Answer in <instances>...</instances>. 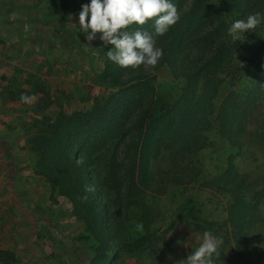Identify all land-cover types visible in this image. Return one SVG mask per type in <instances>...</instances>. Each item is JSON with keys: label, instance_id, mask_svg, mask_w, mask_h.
I'll use <instances>...</instances> for the list:
<instances>
[{"label": "trees", "instance_id": "trees-1", "mask_svg": "<svg viewBox=\"0 0 264 264\" xmlns=\"http://www.w3.org/2000/svg\"><path fill=\"white\" fill-rule=\"evenodd\" d=\"M170 2L177 7L180 20L165 35L156 37L164 55L154 69L122 68L107 57L114 45L104 46L101 53L105 69L99 79L111 89L107 99L97 101L87 111L42 114L44 123L29 139L36 171L54 191L70 199L73 214L84 221L85 230L79 239L98 246L90 264H109L114 246L111 238L120 225L118 212L110 214L116 220V230L106 225L100 200L95 197L96 178L105 195L115 194L111 200L114 209L142 206L143 224L148 226V207L139 201V196L156 190L163 194L170 185L196 183L200 170L183 161L207 146L206 131L216 126L233 147L241 150L245 146L241 115L246 104L235 91L219 104L218 100L225 85L236 81L244 67L255 65L264 74V50L247 55L241 41H234L228 34L232 24L243 19L240 6H251L252 0H218V4L212 0ZM260 13L264 16V7ZM127 30L154 33V21L142 27L132 25ZM163 67L185 80L173 101L164 98L156 86V73ZM163 151L170 153V167L161 173L167 180L156 187L158 174L153 162ZM101 164L106 170L103 178ZM208 186L230 196L226 224L231 228L235 250L240 252L264 202V188L259 189L240 173L232 156L226 171ZM86 187L94 191L86 192ZM85 195L86 202L80 199ZM182 219L192 220L199 230L210 233H216V225L220 224L205 218L193 197L180 207L166 234ZM155 236L153 231H147L122 246L128 252H140L150 246ZM163 240L169 245L166 235ZM5 254L3 264H11V260L15 263L11 253Z\"/></svg>", "mask_w": 264, "mask_h": 264}, {"label": "crops", "instance_id": "crops-1", "mask_svg": "<svg viewBox=\"0 0 264 264\" xmlns=\"http://www.w3.org/2000/svg\"><path fill=\"white\" fill-rule=\"evenodd\" d=\"M88 3L0 0L1 264L6 252L17 264L78 262L83 222L36 171L29 139L44 123L42 114L90 110L108 89L99 79L105 69L101 34L89 45L79 28ZM21 94L34 96L33 104L21 102ZM43 218L60 233L43 231Z\"/></svg>", "mask_w": 264, "mask_h": 264}, {"label": "rangeland", "instance_id": "rangeland-1", "mask_svg": "<svg viewBox=\"0 0 264 264\" xmlns=\"http://www.w3.org/2000/svg\"><path fill=\"white\" fill-rule=\"evenodd\" d=\"M212 1L218 4V0ZM242 3L247 4L245 1ZM235 4L239 5V2L236 1ZM251 4V6L246 7L244 5L240 6L238 11L243 18L242 20H246L251 14L260 13L262 7H264V0H252ZM261 17L262 22L254 32L250 31L241 35L240 41L244 45V51L247 55L255 50L260 52L264 50V16ZM184 85L185 80L175 77L168 67H163L156 73L157 89L168 100H175ZM230 91L237 92L246 104L241 115V125L246 136L245 146L241 150L233 147L216 129V126L206 131L207 146L193 155H188L187 159L183 161L184 165L188 164L190 167L193 166L200 170L199 180L196 183L170 185L163 194L158 193L156 190L147 191V193L139 196V201L148 207V213L145 215L146 221L149 220L148 226L143 224L145 219L142 218V206H130V208H122L121 210H117L116 207L114 209L111 200L115 199V194L112 192L110 196L105 195L101 182L96 178L95 197L100 200V207L106 225L112 231L114 227L116 230V226H114L116 220H113L110 215L112 212L116 214L118 212L117 221L120 224L119 230L111 238L114 246L109 264H177V262L178 264H184V260L187 259L188 255L203 242L205 232L199 230L196 223L188 219L179 220L176 227L168 234L165 231L175 220L180 207L190 197L198 202V209L205 218L220 222L218 226L216 225V233H211L222 240V244L218 249L219 254L213 255L214 264H261L264 261V202L261 203L257 212L247 244L239 252V250H235L236 246L231 236V228L226 224L230 196L223 191L208 186V183L214 182L216 177L226 171L232 156L238 171L246 175L259 189L264 188V74L255 65L244 67L236 81H229L225 85L218 104ZM110 92L111 89L109 88L104 90L103 94L97 96L95 103L97 101L104 102ZM39 126H42V123ZM31 153L35 158L33 149ZM169 162L170 153L168 151H163L159 158L153 162V169L158 174L156 187H161L162 181L167 180V176L162 178L161 173L163 174L170 167ZM187 170H190V168ZM105 173L106 170L101 164L102 178ZM68 200L70 201L69 198ZM52 221L43 218V227H47L43 228V231L48 230L51 233L59 234V227H55ZM81 221L84 226L81 232L83 233L85 223L82 219ZM140 224L143 225L142 229L137 227ZM40 225L41 223L38 224V227ZM55 230L58 232H55ZM147 231H153L156 234L147 249L140 252H128L122 246L125 241ZM164 235L167 236L169 245L163 240ZM78 240L79 259L76 264H90L98 246L89 240ZM69 245L71 247L70 242ZM170 256L172 259H169ZM10 263L15 264L13 260Z\"/></svg>", "mask_w": 264, "mask_h": 264}, {"label": "clouds", "instance_id": "clouds-1", "mask_svg": "<svg viewBox=\"0 0 264 264\" xmlns=\"http://www.w3.org/2000/svg\"><path fill=\"white\" fill-rule=\"evenodd\" d=\"M179 20L178 9L170 0H90V3L82 5L79 28L89 45L97 34H101L100 39L105 45H114L107 51V57L120 67L139 69L143 66L145 71H149L164 55L163 49L157 47L156 37L165 35ZM149 21H154V33L142 30L130 33L127 30L132 25L142 27ZM261 22L260 13L251 14L246 20L235 21L228 34L234 41L241 40V35L254 32ZM20 100L31 106L35 97L21 94ZM85 191L91 192L94 188L86 187ZM80 199L86 202L88 197L85 195ZM137 227L142 229L143 225ZM203 237V242L188 255L184 264H214L213 255L219 254L222 240L210 232H205Z\"/></svg>", "mask_w": 264, "mask_h": 264}]
</instances>
